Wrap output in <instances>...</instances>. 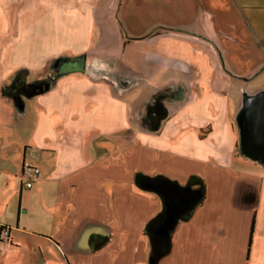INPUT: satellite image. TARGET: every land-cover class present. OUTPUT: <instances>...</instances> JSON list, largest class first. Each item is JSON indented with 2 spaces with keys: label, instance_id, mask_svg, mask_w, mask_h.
<instances>
[{
  "label": "crops",
  "instance_id": "crops-1",
  "mask_svg": "<svg viewBox=\"0 0 264 264\" xmlns=\"http://www.w3.org/2000/svg\"><path fill=\"white\" fill-rule=\"evenodd\" d=\"M258 53L264 0H0V264H264Z\"/></svg>",
  "mask_w": 264,
  "mask_h": 264
},
{
  "label": "water",
  "instance_id": "water-1",
  "mask_svg": "<svg viewBox=\"0 0 264 264\" xmlns=\"http://www.w3.org/2000/svg\"><path fill=\"white\" fill-rule=\"evenodd\" d=\"M237 122L241 154L264 165V92L242 110Z\"/></svg>",
  "mask_w": 264,
  "mask_h": 264
},
{
  "label": "built area",
  "instance_id": "built-area-1",
  "mask_svg": "<svg viewBox=\"0 0 264 264\" xmlns=\"http://www.w3.org/2000/svg\"><path fill=\"white\" fill-rule=\"evenodd\" d=\"M23 174L27 177V181L24 182L26 188H31L33 185L34 178L40 175V170L36 167H32L29 163H23ZM3 235H6L3 233ZM2 245H0V248Z\"/></svg>",
  "mask_w": 264,
  "mask_h": 264
},
{
  "label": "rangeland",
  "instance_id": "rangeland-1",
  "mask_svg": "<svg viewBox=\"0 0 264 264\" xmlns=\"http://www.w3.org/2000/svg\"><path fill=\"white\" fill-rule=\"evenodd\" d=\"M260 54L258 53L257 55H256V59L259 61V58H260ZM260 60H264L263 59V57L262 58H260ZM48 68H49V70H50V68H51V65L50 64H48ZM4 233V231L2 232V234ZM5 236V235H4ZM0 245H2V247H4V241H3V239L2 238H0ZM2 247L0 248V249H2Z\"/></svg>",
  "mask_w": 264,
  "mask_h": 264
},
{
  "label": "trees",
  "instance_id": "trees-1",
  "mask_svg": "<svg viewBox=\"0 0 264 264\" xmlns=\"http://www.w3.org/2000/svg\"><path fill=\"white\" fill-rule=\"evenodd\" d=\"M4 230H6V229H5V228H2V229H1V232H3Z\"/></svg>",
  "mask_w": 264,
  "mask_h": 264
}]
</instances>
